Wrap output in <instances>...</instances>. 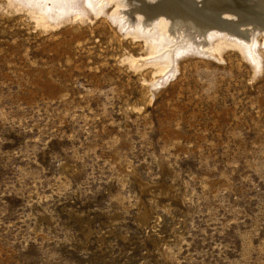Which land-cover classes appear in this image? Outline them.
I'll return each instance as SVG.
<instances>
[{
  "label": "rangeland",
  "instance_id": "374dc122",
  "mask_svg": "<svg viewBox=\"0 0 264 264\" xmlns=\"http://www.w3.org/2000/svg\"><path fill=\"white\" fill-rule=\"evenodd\" d=\"M129 29L0 12V264H264V72L182 55L135 109Z\"/></svg>",
  "mask_w": 264,
  "mask_h": 264
},
{
  "label": "bare ground",
  "instance_id": "6f19581e",
  "mask_svg": "<svg viewBox=\"0 0 264 264\" xmlns=\"http://www.w3.org/2000/svg\"><path fill=\"white\" fill-rule=\"evenodd\" d=\"M0 1L1 13L21 12L41 33L68 21H91L101 14L119 30L130 27L127 35L133 41L142 40L144 56L134 58L124 50L120 63L135 72L150 67L154 78L143 77L139 106L132 107L135 109L145 108L155 94L153 87L163 84L161 79L167 73L180 69L176 59L182 55L224 61L230 56L225 53L235 49L239 59L250 64L253 80L264 72V0ZM126 7L130 10H124Z\"/></svg>",
  "mask_w": 264,
  "mask_h": 264
}]
</instances>
